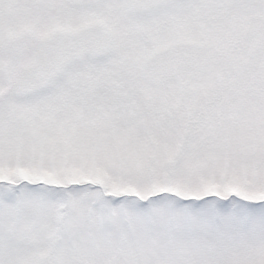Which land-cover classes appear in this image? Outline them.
Segmentation results:
<instances>
[{
	"label": "snow or ice",
	"instance_id": "snow-or-ice-1",
	"mask_svg": "<svg viewBox=\"0 0 264 264\" xmlns=\"http://www.w3.org/2000/svg\"><path fill=\"white\" fill-rule=\"evenodd\" d=\"M0 264H264V0H0Z\"/></svg>",
	"mask_w": 264,
	"mask_h": 264
}]
</instances>
